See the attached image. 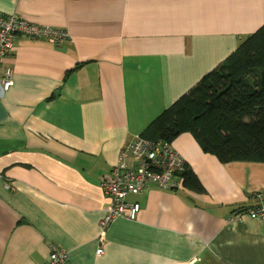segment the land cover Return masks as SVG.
Returning a JSON list of instances; mask_svg holds the SVG:
<instances>
[{"label": "crops", "instance_id": "0c3cea01", "mask_svg": "<svg viewBox=\"0 0 264 264\" xmlns=\"http://www.w3.org/2000/svg\"><path fill=\"white\" fill-rule=\"evenodd\" d=\"M1 13L68 37L17 36L5 59L14 83H0V264H44L52 246L65 264H264L263 222L228 221L258 204L264 162L221 161L191 132L171 143L204 191L183 180L131 193L137 219L101 235L102 175L264 26V0H0Z\"/></svg>", "mask_w": 264, "mask_h": 264}, {"label": "trees", "instance_id": "16d2710c", "mask_svg": "<svg viewBox=\"0 0 264 264\" xmlns=\"http://www.w3.org/2000/svg\"><path fill=\"white\" fill-rule=\"evenodd\" d=\"M191 132L205 152L221 161L264 162V26L188 93L166 109L141 134L172 141ZM186 187L204 191L186 164Z\"/></svg>", "mask_w": 264, "mask_h": 264}, {"label": "built area", "instance_id": "2783aa9c", "mask_svg": "<svg viewBox=\"0 0 264 264\" xmlns=\"http://www.w3.org/2000/svg\"><path fill=\"white\" fill-rule=\"evenodd\" d=\"M17 36L48 39L60 43L68 34L62 29L31 22L16 14L1 13L0 83L3 92L8 91L14 83L13 69L5 65V59L16 50ZM185 167V159L170 141H154L139 136L123 149L112 170L101 177V186L110 198L107 212L101 220V235L106 234L107 228L117 218L137 219L140 204L128 200L131 193L143 191L151 185L162 189L178 188L183 183L181 172ZM255 198L258 200L256 206L238 210L229 216L228 221L250 216L264 224V188L256 192ZM103 252V248L98 250V253ZM68 259L66 250L52 246L50 256L44 264H65Z\"/></svg>", "mask_w": 264, "mask_h": 264}]
</instances>
